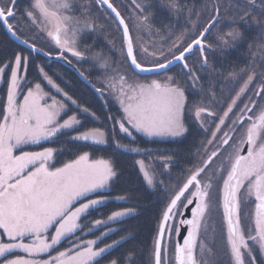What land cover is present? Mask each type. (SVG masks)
I'll list each match as a JSON object with an SVG mask.
<instances>
[{"label": "snow or ice", "instance_id": "6c2138e0", "mask_svg": "<svg viewBox=\"0 0 264 264\" xmlns=\"http://www.w3.org/2000/svg\"><path fill=\"white\" fill-rule=\"evenodd\" d=\"M99 3L106 5L115 14L119 26H122L126 58L137 75H161L171 71L175 65L188 77L193 87L199 83L200 76L194 66L189 65L188 60L199 52L201 65H207L204 53L206 49L212 48L207 37L212 35L213 29L216 30L215 39L222 47L234 46L236 41L243 38V34L234 27L227 32L218 27L221 24V7H224L226 22L229 11L236 13L229 22L233 25L237 21H246L250 15V12L241 14L239 6L233 4L232 0H224L223 4L217 2L213 6L212 19L205 24H199V14L196 21H191L189 15L192 27H199L201 30L190 42L185 43L187 33L173 35L166 26L155 29L150 23L152 14L145 12V8L150 6L132 0L138 13L137 29L155 31L162 41L161 46L155 47L151 52L144 46L136 51L129 21L125 20L111 0H99ZM159 3L177 14L184 10L179 0H159ZM245 3L257 6V0H245ZM16 5L17 0H0V24L10 36L26 46L30 53H43V49L34 42L22 38L23 29L17 18ZM259 5L264 6V0H259ZM76 9L80 11V16L74 15ZM90 10L89 0H85L84 4H78L77 0H30L29 7L24 10V17L55 41L60 49L59 58H66L64 53L71 52L74 57L85 59V54L77 48V41L85 30L97 27L90 16ZM254 22L264 27V21ZM138 55H146L147 61L139 62ZM28 67L29 56L19 51L13 53L11 59L0 61V83L7 84V102L0 113V230L8 241L0 239V264H102L103 258L121 242L115 240L111 244L99 246L110 233L116 231L111 225L122 223L135 211L133 208H124L111 211L104 219H92L94 213H99L110 202L127 200V197L112 198L107 194L106 190L117 176L110 160L91 159L90 153L82 152L62 167L53 168L49 162L56 149L47 147L42 151H24V146L55 142L61 136H68L71 142L84 146L107 145L111 141L117 149L139 154V147L124 144L116 136L123 134L122 139L127 138L133 142L136 133L149 137H182L189 131L185 123L189 113L206 132L208 129L205 128V121L208 118L219 120V124L212 125L215 128L211 132L212 139L206 141H216L217 149L229 145L239 129H242V135L238 142L233 141L230 145L233 150L228 153L226 162L214 164L219 151L213 150L206 159H201L199 166L189 170L182 186L173 189L157 232L153 251L154 264H162L161 253L166 232L171 239L173 230L166 227L168 222L174 218V213L179 208L193 204L194 199L196 204L191 211L192 218L181 221V224L189 227L183 242L177 241L175 245L174 259L175 264H205L203 257L206 245L198 241L202 230L208 231L205 218L210 208L209 197L216 173H226V178L222 177L223 210L227 228L226 242L232 264H246V258L247 264H255L254 250L264 255V107H260L257 102H264V86L254 90L257 99L249 97V103H244L239 109V115L227 125L228 130L222 131L229 114L233 113L241 96L249 91V86L257 78L254 67L229 73V79L238 91L235 96L229 97L231 103L226 105V111L223 110L225 106L221 105L222 116L213 112L211 107L216 102V92H222V88L210 85L207 94L210 103L187 110L185 89L173 76H166L163 81L152 79L142 83L129 82L119 73L106 74L100 81L101 87H96L95 84L92 87L101 97L106 90H110L118 100L123 115L119 119L106 117L112 121L107 129L91 128L84 131L80 130L84 125L75 113L99 120L96 113L82 107L71 95L54 85L42 66H37L38 75L54 86L57 93H62L64 99L48 97L40 83L29 87L26 80ZM100 67L107 72L110 67L108 60L101 63ZM259 75L264 79V74ZM22 88L27 89L26 94L22 93ZM21 95L22 103H18ZM45 99H51L52 102L41 103ZM217 133H221L219 139ZM145 155L150 153L145 150ZM161 159L166 161L165 167H168L167 161L172 158L168 156ZM137 164L148 185L164 184L163 179H154L145 169V160H139ZM225 164L226 167L222 166ZM190 187H194V191L185 196ZM242 190L248 197L255 198L252 227L247 234L241 223ZM96 232L100 235L96 236ZM88 234L95 238L81 240L82 235ZM123 239L127 237H121ZM62 244L67 245L65 250L50 255ZM44 254H49V258L41 259ZM110 264H118V261L112 259ZM124 264H136L133 252L125 257Z\"/></svg>", "mask_w": 264, "mask_h": 264}, {"label": "trees", "instance_id": "16d2710c", "mask_svg": "<svg viewBox=\"0 0 264 264\" xmlns=\"http://www.w3.org/2000/svg\"><path fill=\"white\" fill-rule=\"evenodd\" d=\"M93 4V12L90 14L91 18L100 25L103 29L95 32L97 36L94 39L84 42L81 46L82 52L85 54L83 62H73L75 66L91 81L96 87H101V79L109 73L98 67V58L110 60L115 65V68L123 70L121 67L128 69V73H134L132 67L129 66L126 56L122 58L117 57L108 46L104 45L105 39L111 37L112 42L119 45L124 54L122 42V35L118 24L107 12L101 11L97 4H94L93 0H89ZM116 5L119 6L118 0ZM151 4V8L147 10V13L152 14L151 23L157 29L167 27V30L173 33L174 15L177 13L169 10L161 9L159 0H148ZM220 2L224 3V0H179L180 6L184 9L178 16L182 17L185 8L190 10L191 15L203 14L204 24L212 19L213 6ZM233 4H236L240 8L241 14L243 12H250L246 21H237L236 24H230L229 22L236 16V13L229 11L227 13V22L225 20L224 7H221L220 16L221 24L218 26L222 31L227 32L231 28H236L243 34V38L235 42L234 46L226 47V57L221 63L217 61H210V67L213 68L211 74L203 75L204 82L202 81L201 74L200 81L205 88H200L198 84L193 87L189 85V80L179 67H174L168 72L169 75L175 76L177 83L186 89V96L188 97V103L186 105L187 110L193 109L195 106L208 105L210 102L207 99V94L211 81L219 87L224 86L225 93L221 98L222 103L211 104L212 111L219 110L221 105H224V109L227 104L231 103L230 96L238 91V88L229 81L227 84L218 82V77L223 76L229 78V73L239 71L242 68L249 66L254 67L255 72L258 74L254 80V85L264 86V79H261L259 74H264V27L255 23L254 21H264V6L259 5L257 0V6H252L245 3V0H232ZM30 0H19L16 5L17 18L20 22V26L23 29L22 38L28 39L30 42H34L39 48L53 54L55 49L50 47L45 35H38L36 28L29 24V21L24 17V10L29 7ZM231 7V5H229ZM155 7L158 9L156 10ZM127 9H120L122 16L126 19ZM203 20V19H202ZM176 21V18H175ZM131 27V24H129ZM31 27V28H30ZM201 29H197L200 31ZM184 31V21L178 25L176 32ZM89 35V34H87ZM216 36V30L213 29L212 35H209L210 40H214ZM109 40V39H108ZM111 41V40H109ZM115 46V45H114ZM136 51L137 48H135ZM22 52L24 55L29 56V67L27 71L26 80L29 87H34L35 83H40L41 86L45 85L44 80L38 75L37 66L44 67L45 72L52 78L54 85H58L77 101L82 107H87L90 112L96 113L99 120H94L91 116H87L80 113H75L81 119L84 127L81 131L89 130L91 128L107 129L112 123L111 120L106 117L111 116L114 118H121L123 112L118 108L115 100L109 97L107 90L103 96V101H107L105 104L101 101L96 93L87 87L77 75L71 70L63 67L59 63H50L48 60L30 53L28 50L19 47L11 40L5 29L0 24V61L11 59L13 53ZM140 56H137V60L140 62ZM190 65V64H189ZM123 67V68H124ZM106 73V74H105ZM139 77V76H138ZM152 78V77H151ZM8 79V73L6 71L5 81ZM218 82V83H217ZM205 84V85H204ZM207 84V85H206ZM192 87V88H191ZM216 87V86H215ZM236 87V88H235ZM27 89L23 88V94H26ZM230 92V93H229ZM229 93V94H228ZM53 95H58L63 98L62 93L57 94L52 92ZM204 97H203V96ZM7 84L1 83L0 87V113L3 112L7 102ZM64 99V98H63ZM206 102V103H205ZM73 108L75 106H72ZM73 113H69L72 115ZM67 118V117H65ZM75 133H73L74 135ZM122 135L116 136V139L121 140L124 144H131L133 147H139L141 152L129 153L122 149H117L115 145L110 141L107 145H92L84 146L80 143H73L69 140L68 136H61L55 140V142L41 143L40 145H33L30 150L42 151L44 148L51 147L56 149L54 157V167H62L65 163L74 160L82 152L90 153L91 159H106L110 160L114 166L117 176L112 183L111 188L107 190V194L112 197H127V200L112 201L107 207L101 208L99 213H94L92 219H104L106 214H110L111 211L120 210L124 208H133L137 213L134 216L126 218L122 223L115 224L113 227L116 229L114 233H110L107 238L101 242V246L104 244H111L115 240H120V244L113 248L109 255L105 256L102 260V264H110L112 259H116L118 264H124L125 257L129 252L134 253V259L136 264H154L153 251L154 244L157 237V232L161 223L163 211L167 207L170 193L173 189H178L182 185L183 181L188 176L189 170L195 165L200 164L203 158V149L206 140H203L206 135L203 129L195 127L190 131L183 142H167L162 144L158 141H151L139 133L135 134V141H131L127 138L122 139ZM39 149V150H36ZM145 150L150 155H145ZM170 156L172 159L167 161L168 167H165L166 161L161 159L162 157ZM145 160L146 163L152 164L153 161L156 164V171L159 174V178L164 180V184H158L157 188L152 191L146 184L143 175L137 161ZM160 162V163H158ZM154 165V164H152ZM87 231V229H85ZM96 236L100 233L96 232ZM90 239L95 238L92 234L87 235ZM121 237H127V239L121 240ZM65 245V244H64ZM61 251V250H58Z\"/></svg>", "mask_w": 264, "mask_h": 264}, {"label": "rangeland", "instance_id": "374dc122", "mask_svg": "<svg viewBox=\"0 0 264 264\" xmlns=\"http://www.w3.org/2000/svg\"><path fill=\"white\" fill-rule=\"evenodd\" d=\"M128 3H127V5L125 6L126 7V9L128 10L127 11V13L128 14H126V19H127V21H129V24H131V30H132V33H133V35H134V41H133V43H134V47L135 48H137V50H139V48L141 47V46H144V47H148V49H149V52H151L155 47H160L161 46V44H162V41H161V37H160V35L159 34H157L155 31H149V30H138L137 29V27H136V15L138 14L136 11H135V6H134V4L131 2L132 0H126ZM136 2L137 3H141L142 5H149L150 7H147V8H145V12L147 13V10H149V8H151V4L149 3V1L148 0H136ZM160 7H161V9L162 8H164V10H169L168 8H166V7H162L161 5H160ZM155 9L156 10H158L156 7H155ZM81 15V13H80V11L77 9L75 12H74V15H76V16H79V15ZM152 17V16H151ZM150 23H151V20H150ZM95 24L97 25V27L95 28V29H97L96 30V32L97 31H100L101 29H103L100 25H98L96 22H95ZM152 25H153V23H151ZM32 26L34 27V28H36V30H37V32H40L39 30H38V28L36 27V26H34L33 24H32ZM154 26V25H153ZM154 28H155V26H154ZM155 29H157V28H155ZM86 32H87V30H85ZM84 31V32H85ZM89 31V30H88ZM95 32V36H97V33ZM183 32H185V30L183 31ZM185 33H187V32H185ZM173 34V33H172ZM180 34V33H179ZM39 35V34H38ZM46 36V35H45ZM196 35L194 34V36L193 35H188L187 34V36H186V39H185V43H187V42H190L194 37H195ZM50 38V37H49ZM122 42H121V44H122V46H123V43H124V40H123V35H122ZM239 41V40H238ZM238 41H236V43H238ZM84 45V41L82 40V38H80L79 37V39H78V41H77V48H78V50L79 51H81L82 52V47L81 46H83ZM104 45H106V46H108V48H110L112 51L114 50V53H115V55L117 56V57H120V58H122L123 56H126L125 55V49H124V46H123V50H124V54L122 53V49H121V47L119 46V45H117V43H113L112 41H109L108 39L106 40L105 39V41H104ZM115 45V46H114ZM54 47H55V49H57V50H59V52H60V49L58 48V46L56 45V44H54ZM181 47H183V45H181ZM226 49V48H225ZM136 50V49H135ZM65 54L70 58V59H72L74 62H77V63H79L80 64V62H83L84 61V59H78V58H76V57H74L73 55H72V53L71 52H65ZM123 55V56H122ZM138 56H140L141 58V60H140V62H142V63H145L146 61H147V59H148V57L146 56V55H138ZM83 60V61H82ZM128 60V59H127ZM105 61V59H102V58H98V67L100 68V69H103V68H101L100 67V64L101 63H103ZM108 62H109V69H108V71H109V73H107V74H114V73H119V74H121V75H124L126 78H127V80L129 81V82H132V81H139V82H142V83H145V82H148V81H150V80H152V79H160L161 81H163L165 78H166V76H171V75H169L168 74V72H166V73H164V74H162V75H152V78L151 77H143V76H141V77H138L137 75L135 76L134 74H132L131 72L130 73H128V69L127 68H125L124 67V65H123V67H121L123 70H119V69H117V68H115V65L113 64V62L112 61H110V60H108ZM189 63V62H188ZM129 64V63H128ZM190 64V63H189ZM208 65V64H207ZM190 66H192V64H190ZM103 70H105V69H103ZM106 71V70H105ZM213 72V68L212 67H210V63H209V65L208 66H206V67H204V68H202L201 66H200V68H199V70H198V73L199 74H201V75H204V77H206V74H211ZM106 74V73H105ZM174 78H175V76H174ZM202 78V77H201ZM43 79V78H42ZM218 79V82H222V83H225V84H227L229 81H231V79H227V78H225L224 76H223V74L221 75V77H218L217 78ZM44 80V82H45V85L44 86H41L42 87V90H43V92L44 93H46L47 94V96L48 97H52V98H55L56 100H63V98H60L58 95H53L52 94V92H55V93H57L56 92V89H55V87L54 86H52V85H49L48 83H47V80H45V79H43ZM175 80H176V78H175ZM217 82V83H218ZM232 82V81H231ZM202 82L201 81H199V83H198V86L200 87V88H205V87H207V86H203L202 84H201ZM210 83H212V86H216L215 88H222L223 89V87L224 86H221V87H219V85H215V83L214 82H210ZM233 83V82H232ZM189 85H190V83H189ZM205 85V84H204ZM207 85V84H206ZM180 86H181V84H180ZM0 87H1V83H0ZM182 88H183V86H181ZM259 86H257V85H254V81L252 82V84L249 86V91L247 92V93H245L243 96H241V98H240V100L237 102V107L236 108H241L242 107V105H241V102L243 101L242 100V98H248V102L247 103H249V97H251L252 99H257V97H255V95H254V90L256 89V88H258ZM192 88V87H191ZM236 88V87H235ZM213 90H215V89H213ZM22 92H23V88H22V90H21ZM107 92L109 93V97L111 98V99H113V100H115V103L117 104V106H118V108L122 111V108H121V106H120V104H119V102H118V100L115 98V95L110 91V90H107ZM185 93H186V89H185ZM225 93V91L223 90L222 92L221 91H217L216 92V100H218L219 98H221L222 96H223V94ZM230 93V92H229ZM228 93V94H229ZM57 94H60V93H57ZM235 95V94H234ZM262 95H264V94H262ZM203 96V95H202ZM204 97V96H203ZM188 98V97H187ZM22 100H23V95H21V96H19V98H18V103H22ZM104 100V99H103ZM52 102V100L51 99H45V100H42L41 101V103H51ZM66 102V101H65ZM257 102H258V104H259V106L260 107H264V102H261V101H259V100H257ZM206 103V102H205ZM218 103H222V101L220 100V102H219V100H218V102H216V104H218ZM187 109V108H186ZM215 110V109H214ZM213 110V111H214ZM237 115H239V114H237V112H236V114H234L233 116V118L231 119V120H234L235 118H236V116ZM230 120V121H231ZM218 124H219V122H217ZM215 131V130H214ZM224 131V130H223ZM204 133H205V135H206V137L203 139V140H206V141H208V140H211L212 139V136H211V130L209 129L207 132L204 130ZM140 135H142L143 137H145V138H147V139H163V140H165L166 138H168L169 136H160V137H149V136H147V135H144V134H141V133H139ZM231 134V133H230ZM239 134V136H238V138H240V136L242 135V129H239V132L237 131V133L235 134V139H236V137H237V135ZM220 135H221V133H217V139H219V137H220ZM170 138H172V139H177V138H180V137H170ZM234 139V140H235ZM233 140V141H234ZM206 143V142H205ZM214 144H215V141H213L212 143H206L205 144V146H204V149H203V153H202V155H203V159H206L207 158V156L213 151V150H217V151H220L221 150V152H220V156L216 159V160H214V164H219L221 161H224L223 160V155H222V152H227L228 151V153H230V151L232 150V148L230 147V145H229V147L230 148H227V149H222V146L219 148V149H217V147H215V148H212V147H214ZM232 144V143H231ZM33 145H31V146H24L23 147V150L24 151H32V150H30V148L32 147ZM205 149H207V151H205ZM36 150H39V149H36ZM17 154H19L18 152H17ZM54 155H55V153H54ZM54 155H53V158H52V160L49 162V164H50V167H53V168H55L54 166H53V163H54V159H55V157H54ZM151 163L152 164H154V165H152V164H149V163H146L145 162V169L146 170H148L149 171V173L151 174V175H153V177H154V179H156V180H159L160 178H159V174H157V171L155 170L156 169V164L153 162V161H151ZM158 163H160V162H158ZM197 166H199V164L197 165ZM196 165L194 166V167H192V169H194L195 167H197ZM225 167H226V164H225ZM140 168V167H139ZM191 169V170H192ZM140 171H141V174L143 175V177H144V179H145V182H146V184H147V181H146V178H145V176H144V174H143V171L140 169ZM210 175H211V173H209ZM188 175H189V172H188ZM203 177V176H202ZM222 177L223 178H226V173H216V178H215V182H214V184H213V187H212V189H211V192H210V197H209V200H210V208H209V211H208V213H207V215H206V222H207V225H208V231L207 232H205V231H203L202 230V232H201V236H200V241H198V243L199 242H203V243H208V241H212V240H214V238H216V236L218 235V233H219V231H220V228H219V226H218V224H223V215H222V207H221V204H219V203H216L215 202V199L216 200H220V197L223 195V179H222ZM115 179V178H114ZM115 180H113V182H114ZM112 182V183H113ZM183 182H185V180L183 181ZM205 181L202 179V183H204ZM112 183H111V185H112ZM183 184V183H182ZM111 185H110V188H111ZM148 185V184H147ZM149 186V188L152 190V191H154V189H156L157 188V186H158V184H156L155 186H150V185H148ZM180 186H182V185H180ZM109 188V189H110ZM107 191V190H106ZM170 195L172 196L173 195V192H171L170 193ZM170 196V197H171ZM93 198H95V197H93ZM241 199H242V201H243V203H242V212H241V218L245 221L246 219H251V221H248V223L249 224H251V226H252V218H253V215H254V213H253V207H254V202H253V199H254V196L253 197H248L247 195H246V193H245V191L244 190H242L241 191ZM251 207V208H250ZM252 212V213H251ZM137 212L136 211H134V214L132 215V216H134L135 214H136ZM131 217V216H130ZM126 218H129V217H126ZM126 218L124 219V220H126ZM247 222V221H246ZM246 222H244V223H246ZM115 224H113V225H111L112 227L114 226ZM172 230H173V232H172V236H171V239H169V237H168V234L164 237V243H163V247H162V264H165V261H167V264H174V250H175V239H174V236H175V234L177 233V231H178V228H176V227H174V228H171ZM106 230V229H105ZM54 234V233H53ZM81 240H87V239H90L87 235H82L81 237ZM92 239V238H91ZM208 240V241H207ZM99 246H101V245H99ZM67 247V245L65 244L64 246H63V248L62 249H64L65 250V248ZM62 249H60V250H62ZM165 249H166V253H165ZM58 252V251H57ZM57 252H53L52 253V255H56L57 254ZM20 255H23V254H20ZM51 255V254H50ZM49 258V255L48 256H44V255H42V257H41V259H48Z\"/></svg>", "mask_w": 264, "mask_h": 264}, {"label": "flooded vegetation", "instance_id": "af4514ba", "mask_svg": "<svg viewBox=\"0 0 264 264\" xmlns=\"http://www.w3.org/2000/svg\"><path fill=\"white\" fill-rule=\"evenodd\" d=\"M19 0H17L18 2ZM94 1V4L96 3L98 8H100L101 11H104V12H108V10L104 7V5L102 6L100 3H99V0H93ZM117 2L116 0H111V3H113V5L120 11V9H123L126 8L125 6L127 5V1L126 0H118V3H119V6L120 7H117L116 3ZM132 2V1H131ZM77 3L78 4H84L85 3V0H77ZM89 3L91 4V10H90V14H92V10H93V4L92 2L89 1ZM77 10V9H76ZM74 10V12L76 11ZM190 10L185 8V11L184 13L182 14L183 16L179 17L178 14H175L174 17L176 18V21H175V18H174V26H173V35H179V32H176V30H178V25L182 22V20L184 21V30L185 32H187L188 35H197V33L199 31H197V29H199V27H192V24L189 22V15L191 16V21H196L197 20V15H191L190 14ZM79 15V14H78ZM122 15V14H121ZM80 16V15H79ZM111 16V14H110ZM112 17V16H111ZM113 18V17H112ZM203 19V20H202ZM116 23V22H115ZM29 24L32 26V23L29 21ZM199 24H204V18H203V14H200L199 15ZM119 26V25H118ZM31 28V27H30ZM130 30H131V27L129 26ZM95 31L94 30H87V32H83L81 35H80V38H82V40L85 42L86 39L87 42H89L91 39L93 40L94 39V34L93 32ZM121 31V30H120ZM132 31V30H131ZM46 35L45 32L43 31H40L39 32V35ZM89 34V35H87ZM121 35H122V32H121ZM45 38L47 39L48 43L50 44V47L52 49H55L54 47V44L55 41L52 39V38H49L47 35L45 36ZM109 40L112 41L111 37H108ZM207 40H208V43H210L212 45V48L210 49H206L204 55L207 56V60H208V65H209V62L212 60V61H217L219 63L223 62L225 60V57H226V52H225V48L226 47H222L218 41H214L213 39L210 40L208 37H207ZM133 41H134V35H133ZM45 51V50H44ZM47 52V51H46ZM48 53V52H47ZM52 56L54 55H59V50L55 49V51H53V54H51ZM64 56L66 57V59H69L71 62H72V59H70L65 53H64ZM83 61V60H82ZM188 62L190 64H192V66H194L195 70L198 72L200 66L202 68L208 66H202L201 65V62H200V53L199 52H196L195 55L193 57H191ZM73 63V62H72ZM202 77V81L204 82V79H203V75H201ZM242 102H241V105L243 107V104L244 103H247L248 101V98H242ZM241 107V108H242ZM224 111L227 110V108L223 109ZM255 111V110H254ZM213 112H216L219 116H222L223 115V111L221 110V108H219V110H214ZM239 114V108H234L233 109V113H230L229 114V117L226 119V123H225V126L222 127V131H227L228 130V127L227 125L230 123V120L234 117L233 115L234 114ZM217 122H219V120H213L212 118H208L206 121H205V128L206 129H210L211 132H213L215 130L214 127H212V125L215 123V124H218ZM185 123H186V126L188 127L189 131L182 137L180 138H177V139H172L170 137L166 138L165 140L163 139H150L151 141H158V142H161L162 144H166L167 142H183L184 141V138L187 137V135L190 133V131H192V129L195 127L199 128V130H201L200 128V125L198 122H196L194 119H193V116L191 115V113H189L187 116H186V120H185ZM204 131V129H203ZM239 132V130H238ZM239 134L237 135L236 139H235V135H233V139L231 141H229V145H231V143H233V140L238 142L239 138H238ZM47 143V142H45ZM229 145H223L222 146V149H227V148H230ZM216 147V141H215V144H214V147L212 148H215ZM220 150V149H219ZM233 150V149H232ZM231 150V151H232ZM230 151V152H231ZM220 152L221 150L219 151V155L214 159L216 160L219 156H220ZM222 155L224 156L223 157V160L226 162V159H227V156H228V151L227 152H222ZM214 162V161H213ZM222 166H225V165H222ZM207 171V170H206ZM203 176V174H202ZM109 190V189H107ZM194 191V187H190V189L188 190V192L185 193V196H188L189 193L193 192ZM182 201H183V198H182ZM215 202L216 203H219L221 204V207L223 208V195L220 197V200H216L215 199ZM253 202H254V207H253V213H254V208H255V198L253 199ZM186 203V202H185ZM195 204H196V200L194 199L193 200V204L191 205H188L186 208H179L175 213H174V218L172 220H170L168 222V225L166 227L168 228H178V231L177 233L175 234L174 236V239H175V245L177 243V236L180 232V228L179 227V224H180V219L182 218V215L185 214V212L188 210V209H193L195 207ZM251 208V207H250ZM191 209V211H192ZM252 213V212H251ZM222 215H223V224H218L219 228H220V231L218 233V235L216 236V238H214V240L212 241H208V243H204L206 245V251L204 253V261H205V264H232L231 260H230V254H229V247L227 245V242H226V236H227V228H226V218L224 216V210L222 209ZM247 221V222H246ZM248 221H251V219H246L245 221L241 218V223H242V227L245 231V233L247 234L248 230L252 227L251 224L248 223ZM252 221H253V218H252ZM246 222V223H244ZM189 227V226H188ZM167 235V232L165 233V236ZM166 238V237H165ZM0 239L3 240V242H8L7 241V238L5 236H3L2 234V230H0ZM25 242H28L27 240ZM164 243V242H163ZM64 246V244H62L61 246H59L58 250L62 249ZM163 247V246H162ZM57 250V251H58ZM64 250V249H62ZM61 250V251H62ZM210 250V251H208ZM57 251H53V252H57ZM51 252V255L52 253ZM16 254H23V253H16ZM199 254V252H198ZM24 255V254H23ZM49 254H44V256H48ZM253 255L255 256V264H264V255H261L259 251H253ZM174 264H175V259H174ZM246 264H247V258H246Z\"/></svg>", "mask_w": 264, "mask_h": 264}, {"label": "water", "instance_id": "95a60500", "mask_svg": "<svg viewBox=\"0 0 264 264\" xmlns=\"http://www.w3.org/2000/svg\"><path fill=\"white\" fill-rule=\"evenodd\" d=\"M104 7L108 10L109 14H111V16L113 17V19H114V21L116 22V24H118V21H117L116 18H115V14L112 13L111 10L108 9L106 5H104ZM1 25H2V24H1ZM118 25H119V24H118ZM2 27H3V26H2ZM119 28H120V30H121V32H122V26H119ZM3 29H5V32L7 33L8 37H9L11 40H13L14 43H15L16 45H18L19 47H22V48L28 50V49L26 48V46L20 44V41H19V40H16L14 37L10 36V34L7 32V29H6L5 27H3ZM122 35H123V33H122ZM123 46H124V49H126V45H125V43H123ZM134 50H135V47H134ZM28 51H29V50H28ZM43 53H47V52L43 50ZM43 53H33V54H34V55H37V56H40V57H42V58L48 60L50 63H54V62L59 63V64H61L63 67H66L67 69L71 70L75 75H77V77L79 78V80H81V81H82L87 87H89L91 90H93V91L96 93V95L98 96V98H99L101 101H103V97H101V96H100V95L94 90V88L92 87V83H91V84L89 83L90 80H89L88 78L85 79L86 76H85L84 74L81 75L82 72L80 71V69H78L77 66H75V65H74L69 59H66V58H59V55L45 56ZM125 55H126V51H125ZM127 59H128V58H127ZM69 61H70V63H69ZM128 63H129V59H128ZM129 66L132 67V66L130 65V63H129ZM174 67H176V66H175V65L172 66L171 70L174 69ZM132 69H133V68H132ZM133 71H134V70H133ZM166 72H168V71H166ZM134 73L137 75L136 71H134ZM152 75H157V74H144V75H137V76H139V77H141V76H144V77H152ZM103 102H104V101H103ZM246 148H247V146H245V151H246ZM189 189H190V188H189ZM191 209H192V208H191ZM191 209H188V210L185 212V214L182 215V218L180 219L179 227H181V228H180V232H179V234H178V236H177V238H178L177 241L180 242V243L183 242V239L187 236V231H188V225H187V224H181V221H182V220H187V219H191V218H192V217H191ZM162 246H163V245H162ZM161 254H162V253H161Z\"/></svg>", "mask_w": 264, "mask_h": 264}]
</instances>
